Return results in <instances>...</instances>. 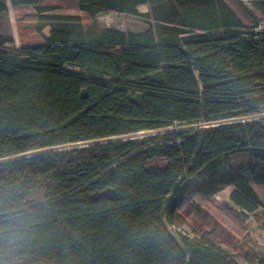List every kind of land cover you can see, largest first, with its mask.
Returning a JSON list of instances; mask_svg holds the SVG:
<instances>
[{
  "label": "trees",
  "instance_id": "trees-1",
  "mask_svg": "<svg viewBox=\"0 0 264 264\" xmlns=\"http://www.w3.org/2000/svg\"><path fill=\"white\" fill-rule=\"evenodd\" d=\"M7 1L0 0V227L12 219L26 237L21 251L9 252L0 233V261L264 264V253L179 228L195 193L211 196L228 185L233 206L226 205L235 214L264 211V28L256 29L252 11L264 16V0L251 7L240 0H72L90 18L107 10L146 26L89 33L79 16L40 14L39 21H56L50 37L19 47L8 46ZM9 2L13 10H46L42 0ZM198 122L209 125L113 139ZM236 152L257 161L251 181L190 187Z\"/></svg>",
  "mask_w": 264,
  "mask_h": 264
},
{
  "label": "rangeland",
  "instance_id": "rangeland-1",
  "mask_svg": "<svg viewBox=\"0 0 264 264\" xmlns=\"http://www.w3.org/2000/svg\"><path fill=\"white\" fill-rule=\"evenodd\" d=\"M247 7H251V0H240ZM9 24L14 35V43L8 46L19 47L21 42L33 43L35 45L42 44L46 38L50 37V30L56 21H39L37 15H62V16H79L81 18L82 27L85 32L92 33V29L97 30L105 28H113L122 32H139L145 28V23L141 18L122 15L107 10H102L90 18L86 13L79 10L77 2L72 0H42L41 7L46 10L39 11L34 5H23L17 10L11 8L9 0ZM252 10V9H251ZM139 11L144 13L148 11V6L142 5ZM255 16L256 29L264 28V16L257 11L252 10ZM64 23L69 21L63 20ZM65 25V24H64ZM36 27H40L41 34H37ZM253 28H247L243 31L248 32ZM98 31V32H99ZM94 32V33H95ZM222 121V120H221ZM212 122L211 124H213ZM208 123L198 122L191 124L173 123L170 126L157 129L146 130L125 137L119 138H141L148 134L178 129V128H194L197 126H206ZM78 143L68 144V147L76 146ZM257 161L247 152H236L223 156L216 160L211 166L203 169L197 176L193 177L190 182L192 189L202 187L216 179L229 181L231 177L241 176L249 181L252 180L250 167ZM233 190L232 185H228L214 195H206L195 193L185 205V221L179 223V228L187 232L192 229H205L212 232L220 238L226 245L242 250L251 251L253 253H264V211L258 209L254 213L241 212L235 214L233 209L227 207L232 203L229 200V194ZM264 199V188L258 189ZM233 206V205H232ZM172 236L179 242L177 233L172 227H168Z\"/></svg>",
  "mask_w": 264,
  "mask_h": 264
},
{
  "label": "clouds",
  "instance_id": "clouds-1",
  "mask_svg": "<svg viewBox=\"0 0 264 264\" xmlns=\"http://www.w3.org/2000/svg\"><path fill=\"white\" fill-rule=\"evenodd\" d=\"M20 213L14 212L13 215H19ZM4 226L0 227V233H3L5 236L4 245L9 252L21 251L22 246L25 244L26 234L23 229L17 227L15 221L12 219H6ZM4 247H0V251H4ZM0 264H3L0 261ZM12 264H19V261L14 259Z\"/></svg>",
  "mask_w": 264,
  "mask_h": 264
}]
</instances>
